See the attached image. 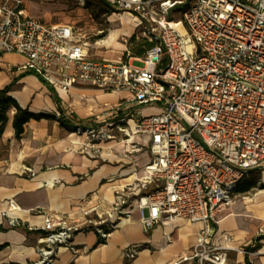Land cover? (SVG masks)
I'll return each mask as SVG.
<instances>
[{
  "label": "built area",
  "instance_id": "2783aa9c",
  "mask_svg": "<svg viewBox=\"0 0 264 264\" xmlns=\"http://www.w3.org/2000/svg\"><path fill=\"white\" fill-rule=\"evenodd\" d=\"M101 1L137 19L142 37L155 42L142 58L93 57L76 28L30 17L22 0H0V55L23 56L21 71L66 93L90 85L128 95L106 105L89 126L70 127L85 136L95 157L113 154L104 146L109 142L123 144L128 155H150L142 175L118 185L112 200L104 199L108 208L86 211L98 218L93 226L100 245L135 212L147 233L163 221L185 219L204 227L193 252L172 264H227L228 247L212 243V223L240 183L264 171V0ZM179 6L185 10L172 27L169 16ZM138 136L148 144L135 141ZM20 212L10 201L3 216L12 228L41 232L42 259L36 264H52L55 250L85 231L49 208L33 211L43 217L42 227L26 226ZM141 249L129 246L124 259H136Z\"/></svg>",
  "mask_w": 264,
  "mask_h": 264
},
{
  "label": "crops",
  "instance_id": "0c3cea01",
  "mask_svg": "<svg viewBox=\"0 0 264 264\" xmlns=\"http://www.w3.org/2000/svg\"><path fill=\"white\" fill-rule=\"evenodd\" d=\"M67 1L22 0V3L30 17L51 25H71L85 38L83 32L87 33L86 27L93 21L90 19L92 8L88 4L85 9L86 0L84 6L77 0L76 16L67 20L63 16ZM126 21L123 18V23ZM93 32L96 36L103 33L97 29ZM114 37L112 33L110 38ZM24 63L25 58L19 54L0 55V91L9 87L8 97L43 118L30 120L22 136L17 138L13 127L15 111L11 110L0 137V264H36L42 259L41 232L12 228L3 216L10 201H15L22 209L17 215L26 226L42 227L43 217L33 211L49 208L50 214L69 215L85 229L75 236L72 245L55 250L52 264H172L191 254L203 223H190L185 219L163 221L147 233L138 212L130 222L114 230L106 244H99L93 226L98 218L95 213L86 215V211L98 205L108 208L104 199L112 200L118 183L123 185L134 175H142L150 155L148 151L128 155L123 144L109 142L104 146L112 147L113 154H103L101 158L105 162L102 163L98 156H93L92 149L86 147L85 136L73 133L70 127L89 126L93 116L107 110L106 105L116 104L128 95L106 93L90 85H80L66 93L34 74L21 71L19 67ZM142 139L147 137L138 136L135 141ZM256 173L264 174V171ZM248 202L253 203L254 199L248 198ZM258 204L262 205L260 211H264V199ZM246 217L236 205L218 213L212 223L215 230L212 243L228 247L227 264H264L262 236L255 255L246 256L242 252V247L253 238L260 239L258 223L264 222V213L253 220ZM133 245L142 247L139 255L134 260L124 259V250Z\"/></svg>",
  "mask_w": 264,
  "mask_h": 264
},
{
  "label": "rangeland",
  "instance_id": "374dc122",
  "mask_svg": "<svg viewBox=\"0 0 264 264\" xmlns=\"http://www.w3.org/2000/svg\"><path fill=\"white\" fill-rule=\"evenodd\" d=\"M88 4L91 6L90 8H92L90 10V19H93V21L89 23V27H86L87 33H85L84 30L83 35L85 37L84 41L89 47L90 55L111 61H117L120 59L128 61L131 58H137L133 53V47L136 43L141 41L143 31L145 30L143 26H138L139 22L135 21L136 19H133L128 14L110 9L101 0H90V3L86 0L85 9ZM77 8H79L77 0H68L67 7L63 9V12L65 13L63 16L67 20H69V18H72L73 20L74 16H76L75 10ZM184 10L185 7L183 6L177 7L176 10L170 13L169 20L175 22L179 21L181 19V13ZM123 18L124 20H127L125 23H123ZM79 26L83 28L85 27L84 24H80ZM91 27H94L95 30H91ZM96 29L97 31L102 30L103 33L96 36L93 32L96 31ZM112 33H115L114 39L110 38ZM134 64L136 66H143L139 61H135ZM150 113H153V111L145 109V114ZM139 142L142 145H147L148 139H142V141ZM98 157L102 163L105 162V160H102L103 158H101V156L98 155ZM112 183H116V181H113ZM241 183L229 207H235L236 205L241 207L242 212L248 216L246 218L248 220H253V217H258L259 214L264 213V211H260L262 205L258 204V202L264 199V196H259L261 192L264 191V174L254 173ZM118 184L120 185L121 183ZM248 198L254 199V202H248ZM214 223L215 222H213V224ZM258 225L259 235L257 236L261 239V236L264 238V233L260 234V230L264 231V222H259ZM256 238L257 237L253 238L252 242L250 241L246 246H253L256 243ZM246 246L242 247V252H245ZM255 253H257V251L251 252L250 255H255Z\"/></svg>",
  "mask_w": 264,
  "mask_h": 264
},
{
  "label": "trees",
  "instance_id": "16d2710c",
  "mask_svg": "<svg viewBox=\"0 0 264 264\" xmlns=\"http://www.w3.org/2000/svg\"><path fill=\"white\" fill-rule=\"evenodd\" d=\"M155 45V42H149L146 38L141 37V41L136 43L133 47V53L137 58H142L146 52ZM9 87L0 91V137L3 133L4 126L8 121V112L11 110L15 111L13 127L15 130V135L20 138L25 130V125L32 119L40 120L43 115H36L31 113L28 109L21 108L16 101L8 97ZM260 240H256L253 247H248L245 249L246 256L251 252H255L260 248Z\"/></svg>",
  "mask_w": 264,
  "mask_h": 264
},
{
  "label": "bare ground",
  "instance_id": "6f19581e",
  "mask_svg": "<svg viewBox=\"0 0 264 264\" xmlns=\"http://www.w3.org/2000/svg\"><path fill=\"white\" fill-rule=\"evenodd\" d=\"M177 26H176V22H172V27H177ZM261 193L264 194V191H262Z\"/></svg>",
  "mask_w": 264,
  "mask_h": 264
},
{
  "label": "water",
  "instance_id": "95a60500",
  "mask_svg": "<svg viewBox=\"0 0 264 264\" xmlns=\"http://www.w3.org/2000/svg\"><path fill=\"white\" fill-rule=\"evenodd\" d=\"M214 234H215V230L213 229L212 232H211V236H213Z\"/></svg>",
  "mask_w": 264,
  "mask_h": 264
}]
</instances>
